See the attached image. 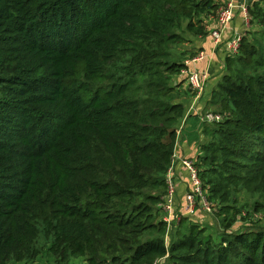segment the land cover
<instances>
[{
	"label": "trees",
	"instance_id": "16d2710c",
	"mask_svg": "<svg viewBox=\"0 0 264 264\" xmlns=\"http://www.w3.org/2000/svg\"><path fill=\"white\" fill-rule=\"evenodd\" d=\"M219 5L0 0V264L34 258L40 226L61 220L83 226L86 264H264V229L228 217L242 191L264 198V41L234 56L224 42L225 117L193 164L222 234L181 217L168 241L158 208L185 111L174 79L195 53L181 47ZM247 10L264 30V0Z\"/></svg>",
	"mask_w": 264,
	"mask_h": 264
},
{
	"label": "crops",
	"instance_id": "0c3cea01",
	"mask_svg": "<svg viewBox=\"0 0 264 264\" xmlns=\"http://www.w3.org/2000/svg\"><path fill=\"white\" fill-rule=\"evenodd\" d=\"M214 1L220 4L231 1L237 6H243L248 9L255 0ZM242 25L247 27L249 22L244 21L242 14L237 10L229 29L222 37V43L218 47H214L210 38V31L216 27V23L213 18H209L206 21V31L208 35L205 38L191 39L189 43L181 47L182 51L203 50L210 56V58L205 62L192 66V68L203 71L207 74L208 78L201 93L197 94L188 86L185 80L178 76L174 79L175 92L179 96L177 102L181 103L185 109L183 117L179 119L176 124V140L173 161L171 164V176L175 188L177 186L181 189V191H177L176 189L175 204L179 211L183 207V198L188 189L189 182L188 173L182 166V160H189L195 164L198 156L201 155V145L208 140L203 134V129L206 125L202 123L201 117L209 112V110H213V106L209 102L212 101L213 91L216 89L223 74V61L226 57L224 42L232 31L240 33L241 31L238 28Z\"/></svg>",
	"mask_w": 264,
	"mask_h": 264
},
{
	"label": "rangeland",
	"instance_id": "374dc122",
	"mask_svg": "<svg viewBox=\"0 0 264 264\" xmlns=\"http://www.w3.org/2000/svg\"><path fill=\"white\" fill-rule=\"evenodd\" d=\"M212 18L215 20V15L212 16ZM247 22H249V20ZM238 29L241 31L240 34L242 37H245L250 42L254 40V43L259 44L264 41V35H262L264 30L258 27L255 22L249 23L247 27L242 25ZM225 72L226 71L223 69L222 73L224 74ZM209 103L213 106V110H209L211 113H220L219 105L216 103V99L213 98ZM176 189L177 191H181V189L177 186ZM255 201L262 206V210L260 212H254L252 210V206ZM158 208L161 211V205H159ZM236 208L241 212L239 215H232V213L228 215L229 218L235 217V223L232 226L231 231L264 229V198L257 195L252 197L242 191L238 196V204L236 205ZM176 211L177 213L179 212L178 208ZM225 216L226 215H218L214 209L211 213H206L200 205H197L195 214L184 221L197 223L199 226L205 227L207 232L212 236L217 237V235L222 234L224 230L222 219ZM179 229H181V226L178 227L174 224L169 229V234L167 233V240H171L176 231ZM83 232L84 229L81 223L73 220H61L58 222H50L47 225H41L40 235L35 245L36 254L34 258L20 262L14 261L10 264H86L87 251L85 249V245L83 246ZM77 237L78 240H74ZM63 245L69 247L68 251H77L69 253L68 258L64 259L65 261L61 260L60 254V250ZM157 264H166V262L162 260L157 262Z\"/></svg>",
	"mask_w": 264,
	"mask_h": 264
},
{
	"label": "built area",
	"instance_id": "2783aa9c",
	"mask_svg": "<svg viewBox=\"0 0 264 264\" xmlns=\"http://www.w3.org/2000/svg\"><path fill=\"white\" fill-rule=\"evenodd\" d=\"M257 1V0H255ZM239 10L244 21H248V10L243 6H237L229 1L218 6L215 13V29L210 31V38L213 46L218 47L222 43L224 33L229 29L236 11ZM242 41V35L239 32L232 31L226 41V50L229 55L234 56L238 53ZM210 56L203 50L195 51L193 56L183 61V68L178 77L185 80L188 86L197 94L201 93L207 81V74L203 71L192 68L193 65L209 60ZM224 115L220 113L207 112L201 117L204 124H216L224 120ZM182 166L188 173V189L183 198V207L177 213L176 206V188L171 176V167L166 175V193L161 203V220L167 225V233L172 225L180 220L181 217H191L195 214L197 205H200L204 212L211 213L213 209L206 201L202 190L201 181L197 170L189 160H182ZM167 239V237H166Z\"/></svg>",
	"mask_w": 264,
	"mask_h": 264
}]
</instances>
